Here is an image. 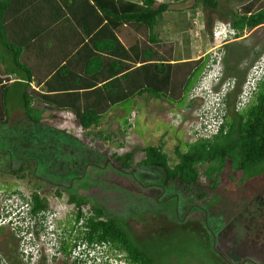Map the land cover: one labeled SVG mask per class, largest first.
<instances>
[{
  "label": "rangeland",
  "instance_id": "obj_1",
  "mask_svg": "<svg viewBox=\"0 0 264 264\" xmlns=\"http://www.w3.org/2000/svg\"><path fill=\"white\" fill-rule=\"evenodd\" d=\"M124 1L132 2L133 11L147 8L142 0ZM172 1H176L178 11L158 15L157 32L176 43L178 60L207 55L209 66L215 60L222 61L210 75L219 71V66L224 69V79L237 74V89L229 110L233 115L234 102L250 70L259 67L260 72L264 68V27L245 32L227 54L221 40L214 39L213 31H220V27L223 33L229 31V19L248 0H218V11L194 7V0ZM50 6L55 11V5ZM152 13H157L156 9ZM67 29L69 37L61 52L64 57L81 39L72 23L67 22ZM119 32L125 34L127 46L135 48L137 39L133 33L125 32L123 27ZM85 54L86 50L77 54L82 62ZM225 58L231 66L239 59L238 70L228 71ZM208 74L206 71L185 100L159 99L145 91L113 106L102 116L100 125L88 129L79 127L69 111L51 110L46 125L31 123L24 114L23 83L10 84V122L0 124V203L7 192L38 193L50 203L49 210L61 213L58 224L68 230L74 223L69 195L78 194L89 201L85 214L93 212V207L104 209L162 264H264V166L257 170L238 164L231 185L221 188L215 205L216 192L201 199L204 190L189 192L177 183L166 187L161 170L138 166L146 157L138 149L157 146L175 165L179 154L216 141L213 133L202 128L216 104V93L221 91L211 84L214 77ZM136 149L131 169L115 166L116 156ZM10 161L15 169L25 167L24 179L10 174ZM231 174L224 172L221 181H231ZM15 235L9 228L0 227V258L6 264H28L20 252L23 245ZM113 250L116 249L108 245L107 251ZM48 259L45 256L41 263L46 264ZM51 264L84 263H76L68 256Z\"/></svg>",
  "mask_w": 264,
  "mask_h": 264
},
{
  "label": "trees",
  "instance_id": "obj_2",
  "mask_svg": "<svg viewBox=\"0 0 264 264\" xmlns=\"http://www.w3.org/2000/svg\"><path fill=\"white\" fill-rule=\"evenodd\" d=\"M11 1L0 0V47L5 57L9 58L7 62L0 55V124L10 122L9 85L12 83L22 82L24 85L23 105L31 122L41 124L46 121V111L51 108L54 112H72L77 125L88 129L100 125L102 116L113 106L145 91L155 98H167L174 102L187 99L201 81L210 62L207 55L196 60H178L175 55L176 43L165 40L157 32L158 15L161 17L167 12L178 11L176 1L165 0L157 5L156 0H142L147 8L133 11L132 2L124 0H38L34 11L38 6L39 16H42L43 9L50 8L54 11L51 4L55 5V11L61 15L57 16L54 11L59 28L47 40L40 35L36 44L45 43L52 50L59 49L54 44L67 22L77 28L81 37L80 44L76 43L72 47V52L76 51L74 60L50 69V74L44 79L46 75H38L20 61L25 55V46L16 42L20 37L11 29L8 11ZM31 2L32 0H25L20 7L24 8L25 5L26 12L31 11ZM193 6L218 11L220 3L218 0H194ZM154 9L157 13L153 14ZM229 22L237 32L235 41L245 32L263 28L264 0H248L241 6V11L233 14ZM22 27L25 29L26 25ZM121 27L125 32L133 33L137 39L135 48H129L122 40L121 36L125 34H120ZM233 42L224 47L227 54L234 49ZM83 50H86L84 62L77 56ZM239 61L236 60L235 65L231 66L229 59L225 58V68L236 71ZM236 78L237 74L234 73L230 79H223L219 86L221 88L226 83H236L235 89L225 99L226 116L219 134L215 135V142L199 144L187 153L179 154V161L175 165H171L170 157L157 146L138 149L146 155L138 166L161 170L163 185L166 187L177 183L189 192L204 190L200 194L201 199L216 192L214 205L221 188L231 185L233 172L238 164L256 169L263 167L264 81L251 104L240 111L236 109L241 93L238 94L234 102L235 112L231 115L229 110L233 103V93L237 89ZM136 152L137 149L132 153L116 156L118 163L115 166L122 170L131 169ZM13 166V161H10V174L24 179L25 167L15 169ZM226 171L232 172L231 181L228 183L221 181ZM202 179L206 182L202 183ZM57 193L61 196V193ZM31 196L35 212L49 207L50 203L45 197L38 193ZM68 203L73 206L74 222H79L82 218L85 221L86 240L89 243H109L125 255L129 264H162L156 256L133 239L118 219L109 216L104 209L93 207V212L85 214L89 201L78 194H70ZM64 253L70 255L68 245H64ZM114 256L112 258L118 259L117 255Z\"/></svg>",
  "mask_w": 264,
  "mask_h": 264
},
{
  "label": "built area",
  "instance_id": "obj_3",
  "mask_svg": "<svg viewBox=\"0 0 264 264\" xmlns=\"http://www.w3.org/2000/svg\"><path fill=\"white\" fill-rule=\"evenodd\" d=\"M235 35H237V32L233 28L223 33V29L220 27V31H215L214 39L221 40L220 45L224 50L227 44L235 41ZM220 62L222 61L215 60L210 66L207 65L205 70V72H209L207 77L220 79L224 71L220 66L218 72H215L213 76L210 75L212 68L217 64L219 65ZM259 69V67H255L250 70L237 101V111L247 107L259 91V86L264 81V68L258 72ZM235 85V81L230 82L220 93L216 94V104L211 108L210 117L202 124L205 132L214 135L219 134L226 116L225 99L227 94L235 89ZM216 105H218L217 109ZM29 194L9 193L0 203V227L9 228L16 233L15 237L23 245L20 246V252L26 263L35 264L41 257L42 249L51 258H59L62 256L60 251L63 250L64 245H68L70 257L77 263L129 264L124 254L119 253L117 250L107 251L110 244L105 242L89 243L86 240L87 228L83 218L79 222H74L72 227L67 230L58 224L61 218L59 211L46 208L35 212L34 202ZM109 250H112V248H109ZM114 255H117L118 259L112 258L115 257ZM0 264L6 263L0 258Z\"/></svg>",
  "mask_w": 264,
  "mask_h": 264
},
{
  "label": "crops",
  "instance_id": "obj_4",
  "mask_svg": "<svg viewBox=\"0 0 264 264\" xmlns=\"http://www.w3.org/2000/svg\"><path fill=\"white\" fill-rule=\"evenodd\" d=\"M22 2H25V0H12L8 9L10 13L9 18L12 23L11 29L13 33L20 37V39L16 40V42L20 45L23 44L25 46V55L20 58V61L24 63L28 68L32 69V71L37 73L38 75H46L43 77L44 79H46L50 74H48L50 69H54L55 67L64 65L69 61H73L75 58L73 57V55L76 51H73L67 57L61 55L63 43L69 37L67 24H65L63 26V30L59 32V34L61 35L57 43L54 44V46H58L59 49L52 50L48 48L49 44L45 43H43L42 45L36 44L37 40L40 38V35L44 37V40L49 39L51 34H54L57 31L60 24L55 19V12L52 11L50 8L43 9L42 16H39V13L37 11L38 6H36V11H34V6L36 3L38 5V0H32L31 4L33 5H31V11L27 12L24 9L25 5H23L24 8L20 7V4ZM33 11L34 14H32ZM24 24L26 25L25 29H23L22 27ZM20 34H22V36H20ZM121 37L122 40L126 43V37ZM0 55L3 58L7 59V62L9 61V58L7 56L5 57V54L2 50L0 51ZM41 81L43 82V80ZM51 110V108H48L46 111V118L48 117L46 121L51 119ZM46 121L42 122L41 125H46L48 123Z\"/></svg>",
  "mask_w": 264,
  "mask_h": 264
},
{
  "label": "clouds",
  "instance_id": "obj_5",
  "mask_svg": "<svg viewBox=\"0 0 264 264\" xmlns=\"http://www.w3.org/2000/svg\"><path fill=\"white\" fill-rule=\"evenodd\" d=\"M231 28H232V27H230V29H231ZM234 30H235V29H234ZM213 33H215V31H213ZM235 36H236V35H235ZM235 36H234V39H236ZM214 68H215V67L212 68V72H213ZM217 72H218V71H217ZM223 79H224V71H223V74H222V76L220 77V79L218 80V79L214 78V79L211 81V84L214 85L215 88H218V89H220V90L222 91V89L225 88L226 85H227V83H226V84H224L221 88L219 87L220 84L222 83ZM221 91H220V92H221ZM220 92H219V93H220ZM216 94H218V93H216ZM45 256L48 257L49 260H50L51 257H50V256H49V255H48V254L42 249V250H41V257H40V259H38V260L35 262V264H37L38 262H40L43 258H45Z\"/></svg>",
  "mask_w": 264,
  "mask_h": 264
},
{
  "label": "flooded vegetation",
  "instance_id": "obj_6",
  "mask_svg": "<svg viewBox=\"0 0 264 264\" xmlns=\"http://www.w3.org/2000/svg\"><path fill=\"white\" fill-rule=\"evenodd\" d=\"M60 254H62L61 257H63V258L70 256V255H65V253H64V247H63V250L60 251ZM61 257H59V258H54V259L51 258L50 260L48 259V260L46 261V264H51V262H53V261H59ZM44 260H45V259L41 260L38 264H42L41 262H43ZM44 262H45V261H44ZM76 263H77V262H76Z\"/></svg>",
  "mask_w": 264,
  "mask_h": 264
}]
</instances>
